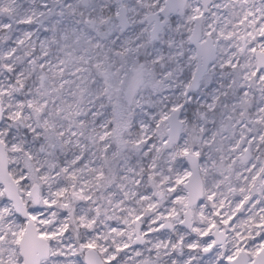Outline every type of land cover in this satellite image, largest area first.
I'll use <instances>...</instances> for the list:
<instances>
[{
    "label": "snow or ice",
    "instance_id": "6c2138e0",
    "mask_svg": "<svg viewBox=\"0 0 264 264\" xmlns=\"http://www.w3.org/2000/svg\"><path fill=\"white\" fill-rule=\"evenodd\" d=\"M0 264H264V0H0Z\"/></svg>",
    "mask_w": 264,
    "mask_h": 264
}]
</instances>
